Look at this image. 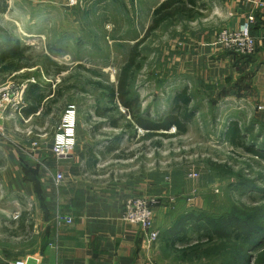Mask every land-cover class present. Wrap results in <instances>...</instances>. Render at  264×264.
Wrapping results in <instances>:
<instances>
[{
	"label": "rangeland",
	"instance_id": "obj_1",
	"mask_svg": "<svg viewBox=\"0 0 264 264\" xmlns=\"http://www.w3.org/2000/svg\"><path fill=\"white\" fill-rule=\"evenodd\" d=\"M164 1L0 0L2 49L14 44L25 49L27 67L21 70L30 71L0 76V95L20 89L29 78L36 81L45 70H56L44 67L45 59L53 60L63 70L57 75L51 71L49 80L63 82L65 89L52 118L57 122L65 106L73 104L78 114L76 142L87 145L93 126L99 133L90 146L99 151H104V143L119 139L98 161L91 179L139 191L136 197L157 202V225L170 234L172 247L182 250L171 255L174 263L264 264V160L226 136L235 122L241 136L236 140L264 154V119L258 114L263 112L253 100L242 107L237 99H227L222 81L216 86L217 79L210 80L209 70H200L196 58L199 45L212 43L224 30V22L214 14L219 0H196L192 19L164 22L139 47L142 60L132 75L130 93L138 100L140 114L154 120L166 116L175 95L187 87L192 118L184 133L171 128L161 132L165 135L144 137L145 130L128 126L130 116L122 106L113 108L103 90L93 86L116 85L130 49L145 38L154 9ZM5 40L10 41L8 47ZM102 108L112 111L106 115L117 121V128L106 125L107 117L97 116ZM3 158L0 153V162ZM2 195L0 190V233L19 237L13 223L19 215ZM250 234H262V244L248 247Z\"/></svg>",
	"mask_w": 264,
	"mask_h": 264
},
{
	"label": "crops",
	"instance_id": "obj_2",
	"mask_svg": "<svg viewBox=\"0 0 264 264\" xmlns=\"http://www.w3.org/2000/svg\"><path fill=\"white\" fill-rule=\"evenodd\" d=\"M249 10L245 0H219L214 14L224 22V29L234 30ZM254 14L251 35L257 50L252 57H237L203 43L196 49V58L200 70H209L210 80L222 81L221 88L230 95L227 99H237L242 107L253 100L257 107L264 108V6ZM25 71L30 72L18 73ZM49 79L47 73H41L36 81L25 80L19 86L22 89L19 112L0 111V153L4 157L0 190L4 200L13 203L15 215L29 214L32 224L15 238H7L1 231L0 264H26L29 258L36 260V264L185 263L180 259L174 263L171 255L180 252L173 249L166 229L157 225L155 214L153 227L160 236L151 244L145 242L138 226L124 220V203L139 191L92 181L101 157L96 156V164L90 168L87 152L96 149L90 146V140L98 135L92 136L89 129V143L80 145L77 141L70 158L52 156V137L60 116L57 122L52 118L55 105L50 113L43 114L55 88ZM233 83H237L236 87ZM32 86H37L43 99L35 114L24 116L21 110L31 106L27 98ZM262 112L258 114L264 119ZM57 174L62 175L60 182L55 181ZM57 215L72 218V224L57 222Z\"/></svg>",
	"mask_w": 264,
	"mask_h": 264
},
{
	"label": "trees",
	"instance_id": "obj_3",
	"mask_svg": "<svg viewBox=\"0 0 264 264\" xmlns=\"http://www.w3.org/2000/svg\"><path fill=\"white\" fill-rule=\"evenodd\" d=\"M196 5V0H166L161 3L156 9H154L152 13V20L151 24L148 27L147 35L145 38L141 40V42L136 43L131 49L128 54L127 60L122 68L119 70L116 85H104L99 82L93 83V86L96 89L103 90V95L106 99V102L110 104L113 108L122 106V108L128 113L129 122L128 126L133 127L134 125L145 130L146 135L144 137H149L150 135H165L171 128H174L178 133H184L186 130V123L191 120L192 118V111L189 108L191 103V98L188 94V88L185 87L181 91H179L175 95V99L171 104V111L164 117L154 120L150 119L149 115L143 116L140 114V110L138 107V100L134 98L130 93V86H131V79L134 72L140 69V61L142 60V55L139 51L140 45H142L145 39L148 37V34L158 29V27L163 24L164 22L170 20H175L177 17H184L187 19H192L195 16L194 7ZM5 11V7L1 9V12ZM10 43L9 40H5V44ZM25 49L19 48L18 45L14 44L11 48L8 47L7 49H2V44H0V76L8 75L12 72H18L21 69L26 68L24 66L25 58L23 56ZM248 57V56H243ZM45 68H54L56 70H45L47 74H51V71L55 73L54 75L60 74L63 68L58 67V65L50 59H45ZM53 75V74H52ZM63 84V82H62ZM62 84H55V89L51 92V98L49 99L47 106L43 112L44 115L50 113L52 111V106L59 104L61 99L63 90L65 89ZM30 101L31 106L25 108V110H21V113L24 116L29 114H33L36 108H39V105L42 101V96L39 94L37 86H32L31 90L28 92V98ZM34 108H33V107ZM19 112V109L17 113ZM101 114L98 112V117H107V115L112 112L108 108L103 111H100ZM107 112V113H106ZM53 113V112H52ZM35 114V113H34ZM107 114V115H106ZM109 122L106 123L108 127L117 128L118 124L116 120H111L110 117H107ZM105 125L104 122H101ZM100 124V125H102ZM91 135H98L99 130L98 126L91 127ZM229 136L230 143L235 146H242V148L252 153L259 158L264 160V154H259L254 151L252 148H246L238 142L236 139H240L241 136L239 134V129L237 123L233 122L227 135ZM119 139L114 140L113 142L104 143L103 148L104 151H99L97 149H90L87 152L88 161L92 168L96 164V156L104 157L106 153L111 152L114 150V146L118 145ZM3 165V162H0V166ZM29 214L21 213L18 217V220L13 222L17 226V230L19 233L24 232L26 229H30L32 227ZM258 228H254L253 231L259 233H263L262 231H258ZM181 231V228L178 230ZM13 235H16L14 233ZM263 235L261 234L259 237L252 238L251 234L247 237L248 247L251 245L252 247L255 245L262 244ZM250 246V247H251ZM251 247V248H252ZM174 250H177L173 247ZM182 251V250H177ZM264 253V251L262 252ZM181 254V252H180Z\"/></svg>",
	"mask_w": 264,
	"mask_h": 264
},
{
	"label": "built area",
	"instance_id": "obj_4",
	"mask_svg": "<svg viewBox=\"0 0 264 264\" xmlns=\"http://www.w3.org/2000/svg\"><path fill=\"white\" fill-rule=\"evenodd\" d=\"M245 2L249 4L250 10L243 22L237 29L220 30L214 41L210 43L211 47L239 56H251L255 53L256 40L251 35V26L255 20V11L264 6V1L245 0ZM21 100L22 89L13 88L10 92L6 90L0 95V111L8 110L11 114H16ZM258 109L264 110L261 107ZM77 115V109L73 104H67L63 109L52 137L51 154L54 158L66 159L73 154L77 136ZM55 179L56 182H60L62 175L57 174ZM156 203L143 196L131 197L126 200L123 207L124 220L140 228L147 244L155 242L160 236V232L153 227ZM55 220L67 225L73 222L72 218L61 215H57Z\"/></svg>",
	"mask_w": 264,
	"mask_h": 264
},
{
	"label": "water",
	"instance_id": "obj_5",
	"mask_svg": "<svg viewBox=\"0 0 264 264\" xmlns=\"http://www.w3.org/2000/svg\"><path fill=\"white\" fill-rule=\"evenodd\" d=\"M26 264H36V260L29 258Z\"/></svg>",
	"mask_w": 264,
	"mask_h": 264
}]
</instances>
